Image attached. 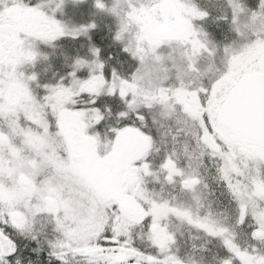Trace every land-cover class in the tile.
Here are the masks:
<instances>
[{"label": "snow or ice", "instance_id": "snow-or-ice-1", "mask_svg": "<svg viewBox=\"0 0 264 264\" xmlns=\"http://www.w3.org/2000/svg\"><path fill=\"white\" fill-rule=\"evenodd\" d=\"M0 264H264V0H0Z\"/></svg>", "mask_w": 264, "mask_h": 264}]
</instances>
